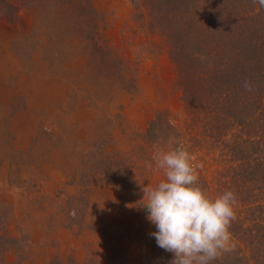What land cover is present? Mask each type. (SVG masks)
<instances>
[{"label":"rangeland","instance_id":"obj_1","mask_svg":"<svg viewBox=\"0 0 264 264\" xmlns=\"http://www.w3.org/2000/svg\"><path fill=\"white\" fill-rule=\"evenodd\" d=\"M130 15L127 0H0V235L27 237L20 264H113L155 240L143 188L176 147L144 131L182 116L161 41ZM199 164L215 198L216 166Z\"/></svg>","mask_w":264,"mask_h":264},{"label":"trees","instance_id":"obj_2","mask_svg":"<svg viewBox=\"0 0 264 264\" xmlns=\"http://www.w3.org/2000/svg\"><path fill=\"white\" fill-rule=\"evenodd\" d=\"M127 1L139 32L161 41L179 92L181 119L171 121L167 110L155 112L145 142L183 147L194 164L209 157L216 166L217 196L226 190L235 194L230 250L210 264H264V8L252 0ZM197 171L207 192L208 183ZM26 240L0 235V264H20ZM149 247L136 259L113 251L109 261L171 264L173 253L156 240ZM8 250L15 255L12 262L4 261ZM46 264L62 263L54 255Z\"/></svg>","mask_w":264,"mask_h":264},{"label":"clouds","instance_id":"obj_3","mask_svg":"<svg viewBox=\"0 0 264 264\" xmlns=\"http://www.w3.org/2000/svg\"><path fill=\"white\" fill-rule=\"evenodd\" d=\"M252 2L264 8V0ZM243 86L252 90L250 81ZM155 167L165 178L155 187L143 188L147 201L143 208L157 229L151 233L157 245L174 254L171 264H210L222 251H229L235 194L226 190L211 198L198 184L202 165L194 164L183 147L158 154Z\"/></svg>","mask_w":264,"mask_h":264}]
</instances>
